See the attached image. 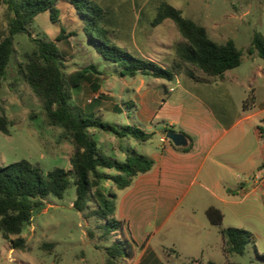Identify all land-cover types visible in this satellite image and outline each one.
I'll use <instances>...</instances> for the list:
<instances>
[{
	"label": "rangeland",
	"instance_id": "374dc122",
	"mask_svg": "<svg viewBox=\"0 0 264 264\" xmlns=\"http://www.w3.org/2000/svg\"><path fill=\"white\" fill-rule=\"evenodd\" d=\"M93 1L105 10L113 41L137 57L169 69L178 61L177 48L186 41L176 24L170 19L157 26L151 24L157 7L166 2L179 9L183 17L203 26L213 41L219 44L228 40L235 42L242 60L237 68L228 71L230 76L253 78L256 69L264 67V60L257 51L249 54L254 36L261 34L264 37V0ZM58 8L59 22L53 23L48 12L42 13L29 27L31 37L26 34L15 36L14 53L0 90V114L7 116L11 122L9 134L0 131V167L27 160L44 173L55 168L72 169V142L61 126H52L47 122L42 100L22 74L27 56L35 48L32 39L55 41L67 74L89 65L97 67L89 82L79 90L72 91L70 104L76 114H94L95 118L114 124L118 131L131 126L152 134L149 141L140 142L131 137L118 138L111 132L90 128L89 134L107 156L115 158L114 152L118 146L126 151L136 150L141 155L145 154L147 148H157L159 138L165 132L163 122L156 120L149 127L131 106L130 95L127 94L138 89L143 80L151 83L154 78L144 75L121 77L118 64L105 60L88 44L83 25L68 0H61ZM8 20L9 13L3 5L0 7V39L7 30ZM61 35L64 38L56 40ZM188 72L204 75L190 65H185L176 75L187 76ZM259 83L264 86V78ZM98 97L99 100H96ZM116 107L122 111L118 113ZM105 171L116 173L113 169ZM70 179L73 181V176ZM75 198L76 187L73 183L63 198L48 196L42 210L34 214L31 224L25 227L20 236L13 237L24 238L25 246L22 248H12L0 231V264H128L127 261H133L139 250L132 244L131 235L125 233L123 236L121 230L105 235V221L86 217L76 211L73 208ZM186 220L187 227H171L154 233L146 250L145 261L188 264L198 258L202 261L193 264H199L213 256L217 264H264L259 258L264 255V225L258 220L227 217L224 221V227L256 232L254 242L247 245L243 255H226L224 251L222 254L213 245L216 228L211 232L200 229L198 234L192 233V219ZM203 242L212 246L202 249ZM126 243L130 244V249ZM110 247L119 250L123 257L111 258L107 253Z\"/></svg>",
	"mask_w": 264,
	"mask_h": 264
},
{
	"label": "trees",
	"instance_id": "16d2710c",
	"mask_svg": "<svg viewBox=\"0 0 264 264\" xmlns=\"http://www.w3.org/2000/svg\"><path fill=\"white\" fill-rule=\"evenodd\" d=\"M61 0H0V7L6 6L9 13L8 27L0 39V90L6 77L7 68L14 53V40L18 34L31 37L29 27L35 18L42 13H49L53 23L59 22ZM83 25V33L87 42L105 60L114 62L120 67L121 77H135L137 75L172 81L177 72L190 65L209 77L221 78L224 73L237 68L241 64V51L233 40L223 44L213 41L207 30L191 19L183 17L181 11L169 3L162 2L157 7L156 16L151 21L153 26L163 21L172 20L185 43L177 48L178 61L172 69L154 62L137 57L117 45L112 39L106 12L103 7L93 0H68ZM63 32L64 29H62ZM71 34H77L72 32ZM63 35L56 40H62ZM34 50L27 56L22 74L33 90L42 100L47 122L52 126H61L74 146L71 158L72 169L67 171L55 168L44 173L40 167L34 166L27 160L0 167V231L12 248L25 246L20 236L25 227L31 224L34 214L42 210L45 200L53 195L63 198L71 183L76 187V198L73 208L98 220L105 221L103 228L105 235L119 230L124 233V222L116 218V201L118 192L128 188L135 177L149 172L154 161L135 152L129 151L123 161L111 158L99 147L98 142L89 134L90 128H97L111 132L118 138L131 137L140 142H147L152 134L136 127L126 126L120 131L114 124L95 118L94 114H76L70 104L72 91L79 90L83 84L89 82L93 73L97 72L95 65L65 73L61 53L55 41L32 39ZM257 51L264 60V37L254 36L249 54ZM189 76H193L188 72ZM98 97L96 100H99ZM254 97L247 99V107ZM118 113L121 109L116 107ZM10 120L0 114V131L9 134ZM264 135V129H262ZM189 143L185 147H177L182 151L192 148V139L185 135ZM106 169H113L116 173H107ZM74 180L71 181L70 177ZM110 183V186L106 184ZM210 223L221 226L223 213L210 207L206 211ZM225 240L224 253L226 255H243L247 245L253 241V234L245 229L234 227L221 229ZM133 242V241H131ZM130 249V244L126 243ZM111 258L123 257L115 247L107 249ZM264 261V255L259 256ZM193 260L188 264L196 263ZM159 264H164L160 262ZM199 264H217L209 260ZM236 264V263H229Z\"/></svg>",
	"mask_w": 264,
	"mask_h": 264
},
{
	"label": "crops",
	"instance_id": "0c3cea01",
	"mask_svg": "<svg viewBox=\"0 0 264 264\" xmlns=\"http://www.w3.org/2000/svg\"><path fill=\"white\" fill-rule=\"evenodd\" d=\"M263 78L264 67L259 66L248 79L228 71L221 78L175 75L172 81L143 80L138 89L127 92L131 106L149 127L161 120L165 129L158 147L144 152L154 161L152 169L118 192L115 216L139 250L128 264H154L145 261L152 235L187 227L186 219H192V233L216 228L213 245L222 254L221 229L229 228L224 227L227 217L254 218L264 225V86L259 83ZM251 96L254 101L245 107ZM168 131L188 135L192 148L182 151L168 139L163 142ZM128 152L118 146L114 159L123 161ZM210 207L223 213L221 226L210 223L206 215ZM251 233L254 241L256 232ZM209 245L203 242L201 248ZM210 260L216 261L213 256Z\"/></svg>",
	"mask_w": 264,
	"mask_h": 264
},
{
	"label": "water",
	"instance_id": "95a60500",
	"mask_svg": "<svg viewBox=\"0 0 264 264\" xmlns=\"http://www.w3.org/2000/svg\"><path fill=\"white\" fill-rule=\"evenodd\" d=\"M166 138L177 147H185L188 145V140L183 133L168 131L166 134Z\"/></svg>",
	"mask_w": 264,
	"mask_h": 264
},
{
	"label": "built area",
	"instance_id": "2783aa9c",
	"mask_svg": "<svg viewBox=\"0 0 264 264\" xmlns=\"http://www.w3.org/2000/svg\"><path fill=\"white\" fill-rule=\"evenodd\" d=\"M167 140V138H163L162 141L165 142Z\"/></svg>",
	"mask_w": 264,
	"mask_h": 264
}]
</instances>
